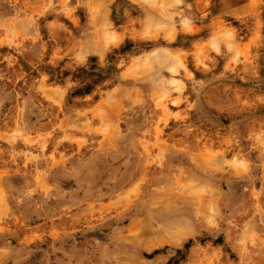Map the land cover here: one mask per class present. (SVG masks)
Wrapping results in <instances>:
<instances>
[{
  "label": "rangeland",
  "instance_id": "374dc122",
  "mask_svg": "<svg viewBox=\"0 0 264 264\" xmlns=\"http://www.w3.org/2000/svg\"><path fill=\"white\" fill-rule=\"evenodd\" d=\"M0 264H264V0H0Z\"/></svg>",
  "mask_w": 264,
  "mask_h": 264
}]
</instances>
